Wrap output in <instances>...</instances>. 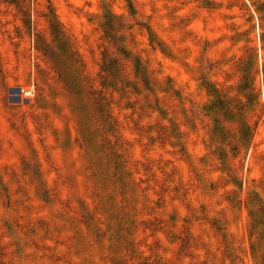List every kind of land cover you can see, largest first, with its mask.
Instances as JSON below:
<instances>
[{"label":"rangeland","instance_id":"rangeland-1","mask_svg":"<svg viewBox=\"0 0 264 264\" xmlns=\"http://www.w3.org/2000/svg\"><path fill=\"white\" fill-rule=\"evenodd\" d=\"M0 264H264V0H0Z\"/></svg>","mask_w":264,"mask_h":264},{"label":"trees","instance_id":"trees-1","mask_svg":"<svg viewBox=\"0 0 264 264\" xmlns=\"http://www.w3.org/2000/svg\"><path fill=\"white\" fill-rule=\"evenodd\" d=\"M243 133H244V135H245L244 137H246V132L244 131Z\"/></svg>","mask_w":264,"mask_h":264},{"label":"built area","instance_id":"built-area-1","mask_svg":"<svg viewBox=\"0 0 264 264\" xmlns=\"http://www.w3.org/2000/svg\"><path fill=\"white\" fill-rule=\"evenodd\" d=\"M31 94V93H30Z\"/></svg>","mask_w":264,"mask_h":264}]
</instances>
